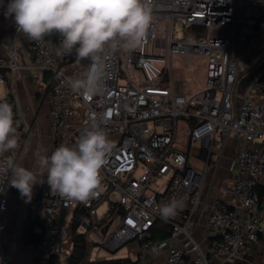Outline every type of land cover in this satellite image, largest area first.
<instances>
[{
	"label": "built area",
	"instance_id": "built-area-1",
	"mask_svg": "<svg viewBox=\"0 0 264 264\" xmlns=\"http://www.w3.org/2000/svg\"><path fill=\"white\" fill-rule=\"evenodd\" d=\"M2 11L0 7V16ZM178 23L186 30L181 36ZM195 26L205 32L187 31ZM19 34L15 27L8 55L0 52V82L22 67L16 53ZM61 39L29 40L34 58L28 67L49 73L38 86L43 91L45 85L51 101L53 144L41 156L76 143L92 123L107 133L113 148L101 169L98 194L86 203L63 198L49 187L47 174L41 175L34 203L40 222L34 231L46 263L69 264L72 224L80 213L76 232L86 239V264L112 259L119 264H264L258 193L264 178V0H153L142 45L131 52H108L104 87L88 98L66 86L65 77L75 78L68 70L75 52L60 53ZM185 53L205 58L199 93L185 94L173 80L172 57ZM85 62L87 70L91 61ZM242 68L252 73L246 75ZM24 133L17 125V134ZM228 136L240 143L230 174L219 176V196L200 230L198 209L206 186L218 180L214 171L220 169ZM206 148L208 159L198 153ZM196 155L204 166L194 164ZM20 161L0 154V237L10 211L8 166ZM174 198L182 199L181 208L162 219L159 206ZM63 212L70 214L69 221ZM131 244L134 257L118 253ZM96 245L100 249L92 256ZM101 250L108 256L100 258ZM253 250L258 259L248 258ZM0 264H10L1 245Z\"/></svg>",
	"mask_w": 264,
	"mask_h": 264
},
{
	"label": "clouds",
	"instance_id": "clouds-1",
	"mask_svg": "<svg viewBox=\"0 0 264 264\" xmlns=\"http://www.w3.org/2000/svg\"><path fill=\"white\" fill-rule=\"evenodd\" d=\"M153 0H8L5 17H12L18 33L40 42L52 33L60 35V53L76 54L91 61L79 78L65 77L66 86L84 97L97 95L107 78L106 55L131 52L142 45L152 22ZM19 147L13 106L0 101V154ZM113 144L107 133L92 123L72 145L61 144L50 156L42 155L38 171L19 163L8 166L11 185L30 197L37 176L47 174V184L60 196L88 202L98 194L101 169ZM182 199L159 206L162 219L176 215Z\"/></svg>",
	"mask_w": 264,
	"mask_h": 264
},
{
	"label": "crops",
	"instance_id": "crops-1",
	"mask_svg": "<svg viewBox=\"0 0 264 264\" xmlns=\"http://www.w3.org/2000/svg\"><path fill=\"white\" fill-rule=\"evenodd\" d=\"M8 4V0H0V7L3 8L2 14L0 16V52L7 56L9 46L12 40V36L15 30V23L12 17H5L4 12L6 11V7ZM29 39L25 37L22 33L19 34V39L16 44V53L19 59L21 68L18 69L15 77H12L9 72L7 73L8 81H4L6 84V94L9 90L13 93L16 101H17V125L23 126L25 128V133L23 135L17 134L19 138V147L9 152V155L13 159L20 158V165L26 167L34 172L38 171V161L40 154L43 149L51 147L53 144V137L50 127V118L49 111L51 109V101L49 97L46 96L44 92V87H42L43 91L38 86L43 82L42 77H48L49 73L47 72H38L28 67V65L33 61V54L29 49ZM68 70L75 77L79 78L83 75L86 70V62L85 59L82 61L77 60V57L74 61H69ZM9 86V87H8ZM5 94V96H6ZM4 96V97H5ZM3 97V98H4ZM2 99V98H1ZM45 106V111L42 112V108ZM31 108V113L33 114L32 118H27L25 115V109ZM40 118V121L38 120ZM26 123H25V122ZM36 122H38L36 124ZM36 125V126H35ZM28 127V129H27ZM39 135L40 137V150L36 152L35 160H29L28 150L31 144H33L34 136ZM240 141L232 136H228L226 138V143L223 150L222 159H225V165L223 166L228 170L226 174H230L229 164L231 159L234 157L236 148ZM221 159V160H222ZM198 160V159H195ZM225 175V174H224ZM212 178V177H211ZM38 183L33 186L32 194L30 197L22 196L18 189L13 187L9 182L7 187V194L9 197L10 211L9 215L5 217L6 229L2 233L0 237V245L3 253L7 256L10 264H47V256L38 249L37 246H34L30 243H25L22 238V230L24 223L27 217L30 214L35 213V204L34 201L37 197V192L40 186L41 175L37 176ZM11 181V180H10ZM216 185L219 183V179L216 180ZM212 183V181H211ZM215 184L214 182L212 183ZM212 184H208L205 189V197L202 205H200L198 209V226L206 225V217L208 213V209L210 204L214 201L215 198L219 196V190ZM261 184L264 186V178L261 180ZM24 208L29 209L27 212H22ZM33 208V210H32ZM20 209V211H19ZM262 219L261 224L264 226V197L262 198L261 205ZM65 220L69 221L71 218L69 213L63 212L61 214ZM8 217V218H7ZM17 218V227H14L12 222H15ZM19 231L21 233L19 234ZM20 235L21 240L24 243V246L21 251L18 245L15 244L17 242L16 236ZM30 246V247H29ZM94 249V248H93ZM92 249V252H93ZM125 254H131L132 257L135 255V245L131 244L129 247H125ZM132 251V252H131ZM26 255L23 256V253ZM86 254V251H85ZM92 255V253H91ZM251 256L257 258L255 250L253 253L248 255L250 259ZM88 257H84V259L79 264H86ZM249 264V263H244Z\"/></svg>",
	"mask_w": 264,
	"mask_h": 264
},
{
	"label": "rangeland",
	"instance_id": "rangeland-1",
	"mask_svg": "<svg viewBox=\"0 0 264 264\" xmlns=\"http://www.w3.org/2000/svg\"><path fill=\"white\" fill-rule=\"evenodd\" d=\"M197 29V27H189L187 31L190 32H195ZM176 31L178 33V35H182L186 33V30L183 28L182 24L178 23L176 25ZM81 61V60H79ZM78 61V62H79ZM83 61V60H82ZM172 75H173V80L175 82V84L177 85V88L185 93V94H194V93H199L203 90L204 87V79H205V58L201 55L198 54H194V53H185V54H174L172 57ZM247 67V66H246ZM244 74L248 75L251 74V70H249L250 68H242ZM6 84L5 82H0V99L3 98L6 94ZM45 111V106L42 108V112ZM31 108L29 109H25V115L27 118H32L33 114L31 113ZM38 120L40 121V118H38ZM38 122H36L37 124ZM36 126V125H35ZM42 145H40V137L39 135L34 136V140H33V144H31V146L29 147L28 150V156L26 158L29 160H35V156H36V152L38 150H40V147ZM44 151V149L42 150V152ZM41 152V154H42ZM199 154L202 155V157L208 159L209 156V149L206 148L204 149L201 153L200 151H198ZM40 154V156H41ZM198 159V160H195ZM202 159V158H201ZM200 159L199 156L196 155V157H192V161L194 162V164L199 165V166H204V162ZM36 161V160H35ZM212 161V160H211ZM221 166L220 169L215 172H218V175L216 177V179H219V176L226 174V172H228L227 169H225L223 166L225 165V159L223 158L221 160ZM209 172H208V178L211 177L212 173H213V166L209 165ZM215 189L217 187L216 184H214ZM207 187V186H206ZM104 206L101 207L99 209V214H101L104 210ZM33 210V208H32ZM20 211V209H19ZM23 213L29 211V209H25L21 210ZM8 218V217H7ZM14 224V227H17V218L15 219V222H12ZM203 226H198V229L202 230ZM19 234L21 233V231H19ZM201 236V233L198 234V238ZM17 242H15L16 245H18L19 249L21 251H23L24 249H21L22 246H24V243L21 240V236L18 235L16 236ZM95 241H97L95 238H93ZM30 247V246H29ZM100 249V246L96 245L93 249L92 252V256L96 255V252ZM126 250L125 248H123L121 251H119V254H125ZM26 255V253H23V256ZM105 256H108L106 253V250H101L99 257L100 258H104ZM42 264V263H40Z\"/></svg>",
	"mask_w": 264,
	"mask_h": 264
},
{
	"label": "trees",
	"instance_id": "trees-1",
	"mask_svg": "<svg viewBox=\"0 0 264 264\" xmlns=\"http://www.w3.org/2000/svg\"><path fill=\"white\" fill-rule=\"evenodd\" d=\"M195 27L199 28L196 31L205 32L204 27L202 26H195ZM46 37L51 38V39H56V38H59L60 35L58 33H52ZM75 59H76V54L74 53L70 60L74 61ZM5 81H8L7 75H5ZM0 101L8 102L9 104L13 106V112L15 115V119H17L18 117L17 116V106L15 104L14 97L9 90L7 91L6 96L0 99ZM41 186L42 185L40 184L39 189H38L39 191L41 190ZM258 193L260 195V198L264 197V186L261 183L258 184ZM39 222H40V219L36 212L33 214H30L27 217L24 223V226H23V230H22V238L25 243H30L34 246H38L39 235L35 233L34 226L38 224ZM79 222H80V213H76L74 217V222L72 224V227L74 230V233H73L74 249L70 257H68L69 264H79L86 255L85 254L86 239L82 234L76 232ZM120 262L121 261L119 259H112V260H104L100 262V264H119Z\"/></svg>",
	"mask_w": 264,
	"mask_h": 264
},
{
	"label": "water",
	"instance_id": "water-1",
	"mask_svg": "<svg viewBox=\"0 0 264 264\" xmlns=\"http://www.w3.org/2000/svg\"><path fill=\"white\" fill-rule=\"evenodd\" d=\"M245 81H247V82H248V81H250V79L248 78V79H247V80H245ZM247 82H245V85H246V83H247ZM241 83H244V81H243V82H241ZM243 85H244V84H243ZM38 195H39V191L37 192V196H38ZM36 198H37V197H36ZM34 203H35V201H34ZM107 228H108V225H106V226L104 227V229L102 230V232H103V233H105V232H106V230H107Z\"/></svg>",
	"mask_w": 264,
	"mask_h": 264
}]
</instances>
